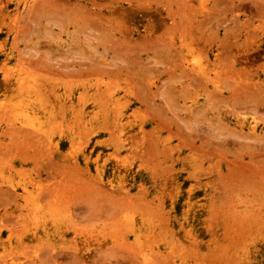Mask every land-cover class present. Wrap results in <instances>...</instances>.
Instances as JSON below:
<instances>
[{
	"label": "rangeland",
	"instance_id": "rangeland-1",
	"mask_svg": "<svg viewBox=\"0 0 264 264\" xmlns=\"http://www.w3.org/2000/svg\"><path fill=\"white\" fill-rule=\"evenodd\" d=\"M261 87L264 0H0V264H264Z\"/></svg>",
	"mask_w": 264,
	"mask_h": 264
},
{
	"label": "bare ground",
	"instance_id": "bare-ground-1",
	"mask_svg": "<svg viewBox=\"0 0 264 264\" xmlns=\"http://www.w3.org/2000/svg\"><path fill=\"white\" fill-rule=\"evenodd\" d=\"M108 3V2H107ZM110 3V2H109ZM102 4H105V3H102ZM101 4V5H102ZM77 5V4H76ZM75 5V6H76ZM98 5V4H97ZM73 6V5H72ZM80 6V5H79ZM92 6V5H91ZM100 6V5H99ZM104 6V5H103ZM77 7V6H76ZM94 7V6H93ZM105 7V6H104ZM74 8V7H73ZM78 8H81V7H78ZM96 8H97V6H96ZM258 8V7H257ZM262 8V7H261ZM99 9V8H98ZM257 12L259 11V10H256ZM255 11V12H256ZM137 41H138V39H137ZM257 56V55H256ZM187 58V57H186ZM217 58V57H216ZM188 62H189V60H188ZM187 69H188V71H190V72H197V73H199L200 75H202L203 77H205L207 80H208V78H207V74H205V72L204 71H202V69H199V70H197V68L194 66V65H191L190 63L189 64H187V63H185V65H184ZM196 73V74H197ZM190 74V73H189ZM28 75H29V73H28ZM192 75V74H191ZM194 77H195V74H194ZM193 78V77H192ZM196 78V77H195ZM205 79V80H206ZM199 80V79H198ZM210 80V79H209ZM209 80H208V82H209ZM26 81V80H25ZM26 83V82H25ZM111 84V83H110ZM129 85V84H128ZM131 86V85H130ZM112 87V86H111ZM120 88V87H119ZM261 88H264V87H261ZM109 89V88H108ZM221 89V88H220ZM264 90V89H263ZM135 91V90H134ZM135 94V93H134ZM135 95H137V94H135ZM134 95V96H135ZM106 96V95H105ZM104 96V97H105ZM107 97V96H106ZM116 97H117V95L114 93V94H112V95H110V97H109V101L111 102L112 100L114 101V102H116ZM137 97V96H136ZM101 99V98H100ZM103 99V98H102ZM102 99L100 100V101H102ZM138 99H140V98H138ZM137 99V100H138ZM99 100V99H98ZM139 101V100H138ZM117 130H118V128H116ZM89 130V129H88ZM109 132V131H108ZM112 133V132H111ZM113 134V133H112ZM6 191V190H5ZM8 192V191H7Z\"/></svg>",
	"mask_w": 264,
	"mask_h": 264
}]
</instances>
